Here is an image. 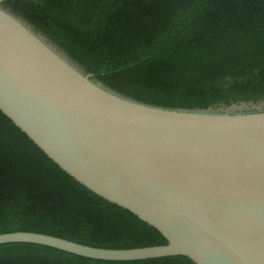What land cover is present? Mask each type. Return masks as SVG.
<instances>
[{
    "label": "water",
    "instance_id": "water-1",
    "mask_svg": "<svg viewBox=\"0 0 264 264\" xmlns=\"http://www.w3.org/2000/svg\"><path fill=\"white\" fill-rule=\"evenodd\" d=\"M55 49L0 6L1 112L61 169L167 242L111 248L14 230L0 232V243L103 260L264 264V111L137 102L93 82Z\"/></svg>",
    "mask_w": 264,
    "mask_h": 264
},
{
    "label": "trees",
    "instance_id": "trees-1",
    "mask_svg": "<svg viewBox=\"0 0 264 264\" xmlns=\"http://www.w3.org/2000/svg\"><path fill=\"white\" fill-rule=\"evenodd\" d=\"M0 6L93 82L125 98L167 109L244 103L250 107L241 112L264 111V0H2ZM14 230L111 248L167 242L61 169L0 110V232ZM0 264L195 263L184 255L103 260L6 242Z\"/></svg>",
    "mask_w": 264,
    "mask_h": 264
},
{
    "label": "rangeland",
    "instance_id": "rangeland-1",
    "mask_svg": "<svg viewBox=\"0 0 264 264\" xmlns=\"http://www.w3.org/2000/svg\"><path fill=\"white\" fill-rule=\"evenodd\" d=\"M260 105H264V104H260ZM255 106H258V105H255ZM249 107H250V105H248V104L240 103V104H232L227 108H219V109L213 110V111L234 113V112L242 111V110L249 108Z\"/></svg>",
    "mask_w": 264,
    "mask_h": 264
}]
</instances>
